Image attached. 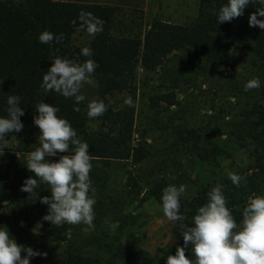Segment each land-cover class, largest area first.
I'll return each instance as SVG.
<instances>
[{
  "label": "trees",
  "instance_id": "trees-1",
  "mask_svg": "<svg viewBox=\"0 0 264 264\" xmlns=\"http://www.w3.org/2000/svg\"><path fill=\"white\" fill-rule=\"evenodd\" d=\"M227 0H200L197 16L185 23H175L154 16L145 29L139 32H116V15L121 7L102 3L72 2L63 0H0V117H7V99L9 95L21 98L20 107L24 115L20 118L24 127L16 133L18 142L15 151L31 152L38 144L39 128L34 124V116L38 115L35 107L41 101L58 107V116L66 118L77 131L78 137L89 144V153L93 157L90 177L96 188V204L94 206V229L84 224H63L55 226L43 220L48 214V205L20 189L13 190L12 201L16 202L11 216L32 218L43 224L45 235L54 244V250L46 257L39 259L38 264H167V257L175 255L178 246H184L181 225L194 226L192 218L197 209L207 202V193L220 184L223 186L227 206L239 223L242 210L252 193H264V87L259 98L250 107L244 109L241 118L231 123V135L237 143L246 149L248 162L236 171L242 179L236 187L229 176L221 181L209 180L200 184L191 199L181 197V214L183 222L176 221L174 232L178 241L168 256L152 255L144 249H135L121 240L119 228L116 232L111 228L115 222H121L123 230L129 224L135 225L137 218L124 216V210L118 209L115 196H108V170L113 161L130 162L134 167L141 165L152 156L164 154L171 149L177 153L193 156L202 162L217 164L218 157L227 152L224 145L217 140L209 139L199 128L190 126L179 111L171 113L169 120L156 118L157 125L174 134L168 147L154 148L153 144L143 137H135L136 96L138 68L152 69L157 64H164L179 51L196 49L206 65L214 68L225 67L231 58V45L256 41L264 37V30L259 26L251 27L249 17L260 5L250 3L244 15L231 22L218 23L219 8ZM81 11L91 12L101 18L104 23L103 32L91 36L90 43L77 46L73 36L80 26L78 19ZM77 20L73 25L71 22ZM258 19H264L259 17ZM44 30L54 35L64 34L65 39L57 44L39 42V35ZM260 44L254 46L258 53ZM83 47L92 49L91 57L81 54ZM60 56L83 62L93 59L98 65L91 78L98 83L101 99L108 105L107 112L96 118V126L88 123L87 103L78 105L80 111L73 110L74 100L65 98L54 91H45L42 85L44 73L51 67L53 56ZM175 69V68H174ZM181 73L178 70L162 72L161 88L153 97V103L164 102L168 108L179 104L176 89L180 84ZM113 92H128L134 107L125 103L118 107L106 96ZM185 120V119H184ZM171 154V153H170ZM49 157L50 161H58L59 156ZM14 160L0 157V174L12 170ZM130 192L141 194L142 200L154 198L161 206L163 189L169 186V179L160 177L152 180L144 191L134 174H130ZM133 180V183L130 182ZM40 197L51 196L48 185L41 183L36 190ZM106 199H110L106 202ZM131 219V222L130 221ZM19 221V218H17ZM9 226L11 234L19 229H12L8 221L0 227ZM18 224V223H17ZM186 255L192 257L191 246Z\"/></svg>",
  "mask_w": 264,
  "mask_h": 264
},
{
  "label": "rangeland",
  "instance_id": "rangeland-1",
  "mask_svg": "<svg viewBox=\"0 0 264 264\" xmlns=\"http://www.w3.org/2000/svg\"><path fill=\"white\" fill-rule=\"evenodd\" d=\"M200 0H146L137 6H120L116 15V32H139L145 29L148 22L157 16L175 23H185L194 19L199 11ZM91 36L85 29L79 27L73 36V43L77 46L90 43ZM260 44L259 53L254 46ZM175 68V69H174ZM178 70L180 75L179 87L175 90L179 104L168 108L164 102L154 104L152 97L161 86V74L164 71ZM258 77L261 87L244 91L246 82ZM136 121L135 137H143L151 142L154 148L168 147L174 134L170 129L164 132L156 118L169 120L171 113L179 111L185 114L183 119L190 126L199 128L207 138L222 143L227 150L218 157L217 164L202 162L195 157L184 153H177L167 149L164 154L152 156L141 165L134 167L130 162L113 161L108 170V196H115L117 208L124 210L122 215L137 218L135 225L129 224V229L123 230L121 222H115L111 228L116 232L119 228L121 240L135 248L144 249L152 255L168 256L176 245L178 238L174 232L175 222L168 221L163 214L162 206L154 199L142 200L143 192H130L129 177L131 173L138 180L141 191L152 180L160 177L169 179V185L186 186L183 197L191 199L197 192L200 184L209 180L221 181L229 172H236L240 166L248 162V153L231 135V123L241 118L244 109L250 107L260 95L264 87V37L256 41L231 45V58L227 66L214 68L206 65L196 49L179 51L171 56L164 64H157L150 70L142 67L137 73ZM83 92L88 99L98 97V83L95 79L84 86ZM114 105L120 107L131 94L128 92H113L106 96ZM185 119V120H184ZM91 127H95V119L88 118ZM8 148L0 150V157L10 158L16 164L12 170L0 174V222H10L12 229H19L10 235L19 245L31 247L34 251L50 254L55 244L48 239L43 231V224L32 218L25 219L24 214L17 218L11 216L15 203L12 201L13 190L21 189L27 178H35V174L27 169V154L15 151L18 142L16 133H10ZM171 153V154H170ZM133 183V180H130ZM110 199H106L109 202ZM131 222V219L129 221ZM18 223V224H17ZM87 228V227H86ZM181 247V246H178ZM26 255V253H22ZM44 256L33 257L30 264H38Z\"/></svg>",
  "mask_w": 264,
  "mask_h": 264
},
{
  "label": "clouds",
  "instance_id": "clouds-1",
  "mask_svg": "<svg viewBox=\"0 0 264 264\" xmlns=\"http://www.w3.org/2000/svg\"><path fill=\"white\" fill-rule=\"evenodd\" d=\"M259 4L249 17L251 27L259 26L264 30V0H227L217 14L218 23L231 22L244 15L248 5ZM78 19L81 28L90 36L103 32L104 21L91 12L81 11ZM73 25L77 20L71 22ZM39 42L60 44L64 34L54 35L44 30L39 35ZM84 57L93 55L92 49L83 47ZM51 67L44 73L41 87L48 92H56L65 98L74 100L73 110L79 112L78 105L88 100L87 116L96 119L103 116L108 105L103 99H88L83 92L98 66L93 59L83 62L60 56H53ZM261 82L258 77L248 80L244 91L258 89ZM128 107H134L131 97L125 100ZM7 117H0V150L8 148L6 137L13 132L19 133L24 125L21 117L25 114L20 107L21 98L9 95L7 99ZM38 115L34 116V124L39 128L38 144L27 154V169L35 174V178H27L21 191L30 197L39 199L48 205V214L43 220L55 226L63 224H84L88 228L95 227L96 188L93 186L90 172L93 157L89 153V144L77 135V131L66 119L58 116L60 109L41 101L35 107ZM59 156L58 161H50L49 157ZM232 183L239 187L242 179L236 172L228 173ZM48 185L51 196L40 197L36 191L40 184ZM186 193V186L169 185L163 189L161 201L164 216L168 221L185 220L181 214V197ZM207 202L197 209L192 218L194 226L181 225L184 246L177 247L175 255L167 257V264H264V193H252L242 210V220L237 223L232 210L227 206L223 186L217 184L207 193ZM191 246L192 257L186 255ZM26 253V255H22ZM47 253L34 251L31 247L19 245L10 235L6 226L0 227V264H30L37 256Z\"/></svg>",
  "mask_w": 264,
  "mask_h": 264
},
{
  "label": "crops",
  "instance_id": "crops-1",
  "mask_svg": "<svg viewBox=\"0 0 264 264\" xmlns=\"http://www.w3.org/2000/svg\"><path fill=\"white\" fill-rule=\"evenodd\" d=\"M63 1L102 3V4L133 7V6H137L140 3H143L146 0H63Z\"/></svg>",
  "mask_w": 264,
  "mask_h": 264
}]
</instances>
